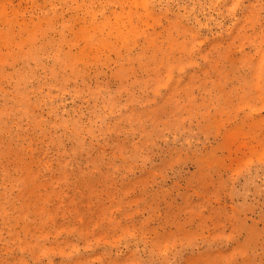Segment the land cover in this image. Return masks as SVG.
<instances>
[{"label":"rangeland","instance_id":"1","mask_svg":"<svg viewBox=\"0 0 264 264\" xmlns=\"http://www.w3.org/2000/svg\"><path fill=\"white\" fill-rule=\"evenodd\" d=\"M0 264H264V0H0Z\"/></svg>","mask_w":264,"mask_h":264}]
</instances>
